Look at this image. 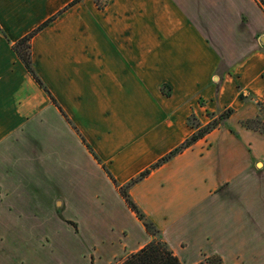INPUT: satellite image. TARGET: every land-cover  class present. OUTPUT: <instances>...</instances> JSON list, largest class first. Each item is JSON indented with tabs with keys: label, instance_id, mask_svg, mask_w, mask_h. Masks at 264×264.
Returning a JSON list of instances; mask_svg holds the SVG:
<instances>
[{
	"label": "crops",
	"instance_id": "crops-1",
	"mask_svg": "<svg viewBox=\"0 0 264 264\" xmlns=\"http://www.w3.org/2000/svg\"><path fill=\"white\" fill-rule=\"evenodd\" d=\"M72 1L0 0V153L15 140L40 150L30 168L47 183L45 202L61 203L43 158L62 140L73 173L61 169L58 177L83 182L85 172L142 229L146 238L129 244L130 255L152 238L112 180L123 186L178 148L194 132L191 116L203 125L206 115L230 109L231 119H241L264 106V7L257 0H109L101 11L82 0L30 41L34 71L54 106L11 45ZM222 132L226 142L211 156L209 139ZM235 134L258 139L243 129L212 131L128 190L182 264L188 246L210 232L200 227L207 220L233 216L238 231L256 232L261 216L264 228V148L230 145ZM29 181L0 179L4 201ZM248 214L254 225L242 222Z\"/></svg>",
	"mask_w": 264,
	"mask_h": 264
},
{
	"label": "rangeland",
	"instance_id": "rangeland-1",
	"mask_svg": "<svg viewBox=\"0 0 264 264\" xmlns=\"http://www.w3.org/2000/svg\"><path fill=\"white\" fill-rule=\"evenodd\" d=\"M108 2L109 0L107 4ZM249 111L246 118L231 119V115L223 117L214 131L238 133L243 129L253 132L258 139L252 135L245 137L235 134V143L233 141L230 145H250L252 149L260 150L264 148V106L256 104ZM220 114L222 113L214 116ZM206 118L203 125L211 122L209 115ZM226 139L223 132L209 139L211 156L215 153L213 150L217 152ZM18 141L26 143V140ZM25 147L15 140L0 153V179L30 178L28 185L23 190L16 188V196L12 192L11 198L6 202L3 197V193H7L5 186H0V264H121L129 256L132 248L129 244L142 243L146 238L142 229L118 207L117 201L100 182L87 178L85 172L83 182L75 178L64 182L58 177L62 170L67 174L73 173L71 165L74 161L72 157L69 160L63 157L65 146L63 148L62 140L55 146L53 154L45 155L43 161L46 159V171L56 174L53 177L54 189L67 201H52L47 204V183H42L36 172L34 177V171L29 165L31 160H40L41 151H27ZM10 200L16 201L13 203ZM13 209L17 212H7ZM113 209L117 212L114 218L111 215ZM257 211L261 212L259 208ZM249 216H244L242 222H249L251 219L254 225L253 215ZM260 217H256V232H251L245 226L238 231L233 216L222 221H205L200 227H205L210 232L204 231V234H200L199 242L188 246L189 255L183 259L184 264H191L199 259L201 261L196 264H207L206 260H210L208 264H223L222 257L226 258L227 264H264V228ZM221 222H228L230 226L223 228ZM122 231L126 233L127 241ZM223 231H226L224 235ZM224 236L228 239L224 240Z\"/></svg>",
	"mask_w": 264,
	"mask_h": 264
},
{
	"label": "trees",
	"instance_id": "trees-1",
	"mask_svg": "<svg viewBox=\"0 0 264 264\" xmlns=\"http://www.w3.org/2000/svg\"><path fill=\"white\" fill-rule=\"evenodd\" d=\"M82 0H73L70 2L62 11L57 13L55 16L49 18L45 22H43L41 25H39L36 29H34L32 32L28 33L27 35L20 38L18 41L13 43L11 45V48L15 55L17 56L18 60L21 62L27 73L30 75V77L35 81V83L41 88L44 93L49 97L51 103L54 106H57L55 100L52 98L48 90L45 88V86L42 84L40 79L37 77L34 68L33 63L31 60V53H30V41L31 39L39 33L41 30L49 26L58 15L66 11L67 9L73 7L77 3L81 2ZM98 10H104L107 5V0L104 2L100 0H93ZM263 7L264 4L261 0H257ZM1 33V30H0ZM232 114V110L228 109L222 112L219 116H214V114H210V120L206 125H202L199 123V121L194 117L191 116L188 119V124L193 128L194 132L193 134L184 142L182 143L178 148L167 154L165 157L161 158L158 162L153 164L149 169L142 172L139 176L131 180L129 183L118 186L111 178L113 184L117 188L120 196L122 197L123 201L125 202L128 209L135 215L138 221H140L145 228L146 232L150 235L152 238V241L145 245L143 248H141L139 251L130 254L121 264H182L179 259L173 255V253L170 251L168 246L160 240V234L159 231L156 229V227L149 221L147 218L141 213V211L136 207V205L132 202V200L129 197L128 190L135 184L139 183L143 179H145L153 170L157 169L164 163L171 160L174 156L177 154L183 152L184 150L190 148L194 144H196L198 141L205 138L208 134H210L212 131H214L215 127L218 125L219 120L223 117H229ZM94 158L97 160V158L94 156ZM207 264L210 262V260H206ZM218 262L220 263V259H218ZM201 264V263H200Z\"/></svg>",
	"mask_w": 264,
	"mask_h": 264
}]
</instances>
